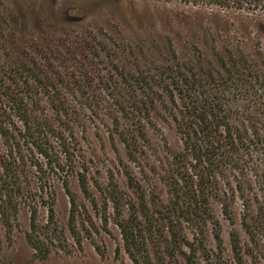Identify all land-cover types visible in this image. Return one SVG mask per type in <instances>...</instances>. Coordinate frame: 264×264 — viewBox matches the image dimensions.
I'll list each match as a JSON object with an SVG mask.
<instances>
[{
    "label": "trees",
    "instance_id": "obj_1",
    "mask_svg": "<svg viewBox=\"0 0 264 264\" xmlns=\"http://www.w3.org/2000/svg\"><path fill=\"white\" fill-rule=\"evenodd\" d=\"M176 1L251 17L264 15V0ZM263 29L261 23L256 31ZM172 58L159 71V81L143 71L117 73L128 90V107L124 99H118L117 81L103 79L100 86L117 106L118 115L110 119L124 155L131 145L129 130L120 131V119L129 118L135 124L136 135L129 134L134 139L147 120L143 115L150 118L158 99L163 102L180 143L175 150L167 148L159 176L164 199L145 189L131 170L122 171L126 165L117 170L122 181L112 172L105 179H94L73 127L75 109L63 87L42 73L28 54L17 64L0 60V250L11 243L20 213L26 210L24 236L38 258L53 251L70 253L74 245L79 249L100 229L108 232L111 221L134 264H165L166 260L178 264L179 255L185 264H227L221 224L211 205L216 201L232 226L228 233L232 263L246 264L248 253L233 227L238 200L240 225L264 252L258 240L264 241V52L260 42L253 51L225 47L213 60L204 59L199 50L192 59H180L175 51ZM79 98L74 96L75 102L85 109L97 107L86 91ZM57 185L68 198L64 228L55 213ZM40 209L46 212L42 222ZM256 209L260 216L252 220ZM209 238L213 247L208 245Z\"/></svg>",
    "mask_w": 264,
    "mask_h": 264
},
{
    "label": "rangeland",
    "instance_id": "obj_2",
    "mask_svg": "<svg viewBox=\"0 0 264 264\" xmlns=\"http://www.w3.org/2000/svg\"><path fill=\"white\" fill-rule=\"evenodd\" d=\"M261 23L264 24V15L251 17L204 4L183 5L176 0H0V60L17 64L28 54L42 73L63 87L75 109L73 127L90 161L94 179H105L112 172L122 181L123 176H119L117 170L126 165L122 171L131 170L145 189L155 191L164 199L165 187L159 176L163 175L167 148L175 150L180 144L170 115L158 99L156 108L149 111L150 118L143 115L147 120L142 121L139 135L134 139L129 134L136 135L135 124H131L129 118L120 119V131L129 130L131 145L124 155L123 144L110 119L118 115L117 106L100 91L102 80L117 81L118 99H124L123 104L128 107V90L117 73L143 71L152 81H159V71L173 62V51L180 59H192L199 50L204 59L213 60L216 52L223 53L225 47L253 51L260 42L264 52V29L256 31ZM83 91L97 101L94 110L75 102L74 96L79 101ZM162 98L167 101L163 94ZM72 188L77 192L74 183ZM211 203L221 224L225 262L234 264L228 234L232 226L221 214L218 203ZM256 212L252 220L260 216L258 209ZM55 213L64 228L68 198L58 185ZM239 213L241 206L236 200L233 227L248 253L246 264H257V261L264 264V252L249 240L240 225ZM45 217V210L40 209L38 220L42 222ZM27 229L28 212L23 210L11 243H5L0 250V264H134L123 251L118 228L111 221L108 232L100 229L93 240H84L79 249L74 245L70 253L53 251L43 259L38 258L27 243L24 236ZM258 240L264 247V241L259 237ZM208 245L214 246L210 238ZM96 246L102 252H97ZM177 261L185 264L181 255ZM165 264L177 262L166 260Z\"/></svg>",
    "mask_w": 264,
    "mask_h": 264
}]
</instances>
